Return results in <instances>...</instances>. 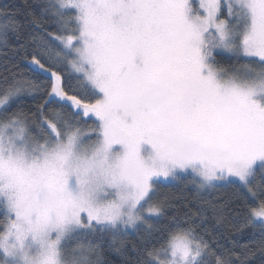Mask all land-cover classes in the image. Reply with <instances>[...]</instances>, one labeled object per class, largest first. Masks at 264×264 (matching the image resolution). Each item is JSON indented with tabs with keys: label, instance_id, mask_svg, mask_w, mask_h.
Masks as SVG:
<instances>
[{
	"label": "snow or ice",
	"instance_id": "snow-or-ice-1",
	"mask_svg": "<svg viewBox=\"0 0 264 264\" xmlns=\"http://www.w3.org/2000/svg\"><path fill=\"white\" fill-rule=\"evenodd\" d=\"M0 51V264H264V0H25Z\"/></svg>",
	"mask_w": 264,
	"mask_h": 264
},
{
	"label": "trees",
	"instance_id": "trees-1",
	"mask_svg": "<svg viewBox=\"0 0 264 264\" xmlns=\"http://www.w3.org/2000/svg\"><path fill=\"white\" fill-rule=\"evenodd\" d=\"M25 4V0H0V8H3L7 6L10 10H15L17 8L23 7ZM3 58V52L0 51V59ZM172 191H177L176 189H172ZM185 196H187L189 199L192 197V193L185 190L183 193ZM114 261V264H119L120 258L113 254L111 257H109Z\"/></svg>",
	"mask_w": 264,
	"mask_h": 264
}]
</instances>
